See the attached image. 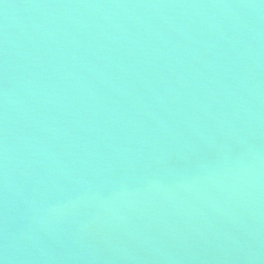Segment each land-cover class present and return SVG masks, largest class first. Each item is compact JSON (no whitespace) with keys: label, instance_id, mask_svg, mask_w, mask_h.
<instances>
[{"label":"water","instance_id":"water-1","mask_svg":"<svg viewBox=\"0 0 264 264\" xmlns=\"http://www.w3.org/2000/svg\"><path fill=\"white\" fill-rule=\"evenodd\" d=\"M0 264H264V0H0Z\"/></svg>","mask_w":264,"mask_h":264}]
</instances>
